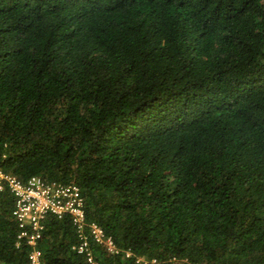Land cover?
<instances>
[{
	"label": "trees",
	"instance_id": "1",
	"mask_svg": "<svg viewBox=\"0 0 264 264\" xmlns=\"http://www.w3.org/2000/svg\"><path fill=\"white\" fill-rule=\"evenodd\" d=\"M0 168L75 183L132 253L98 264H264V0H0ZM13 204L0 264H28ZM77 242L48 217L42 264Z\"/></svg>",
	"mask_w": 264,
	"mask_h": 264
},
{
	"label": "built area",
	"instance_id": "2",
	"mask_svg": "<svg viewBox=\"0 0 264 264\" xmlns=\"http://www.w3.org/2000/svg\"><path fill=\"white\" fill-rule=\"evenodd\" d=\"M8 191L13 198L12 216L17 222L16 248L28 247V264H42L39 243L48 217L68 218L77 237L72 249L87 264H98L94 247H101L108 255L124 254L131 258V251H121L103 229L90 222L85 214V199L75 183L48 182L41 177H31L23 182L0 168V192ZM155 263V260H151ZM175 260L172 264H175ZM136 263L148 264L149 260L136 258Z\"/></svg>",
	"mask_w": 264,
	"mask_h": 264
},
{
	"label": "rangeland",
	"instance_id": "3",
	"mask_svg": "<svg viewBox=\"0 0 264 264\" xmlns=\"http://www.w3.org/2000/svg\"><path fill=\"white\" fill-rule=\"evenodd\" d=\"M142 258H144L145 260H148V259L145 258V257H142ZM175 264H186V262H178V261H176Z\"/></svg>",
	"mask_w": 264,
	"mask_h": 264
}]
</instances>
